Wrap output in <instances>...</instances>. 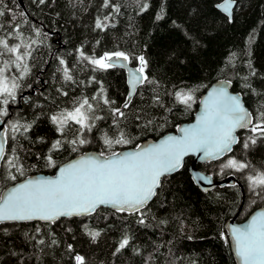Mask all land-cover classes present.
I'll use <instances>...</instances> for the list:
<instances>
[{
    "label": "trees",
    "instance_id": "trees-1",
    "mask_svg": "<svg viewBox=\"0 0 264 264\" xmlns=\"http://www.w3.org/2000/svg\"><path fill=\"white\" fill-rule=\"evenodd\" d=\"M221 1L110 0L104 7L105 0H22L23 5L0 0V39L10 46L20 44L21 52L23 45H30L19 70L14 56L0 48V68L7 62L4 75L17 84L14 98L0 105L7 108V115L0 116L6 121L0 195L33 174H54L86 151L111 155L175 132L193 119L202 95L220 80L241 93L254 117L230 155L197 164L215 180L234 175L244 193L237 183L203 193L191 177L193 159L188 158L177 173L162 179L152 202L136 213L101 207L90 216L54 223L0 224V264H76V255L85 264H236L226 222L235 216L242 222L264 206V195L248 181L249 175L264 173V135L251 131L264 124V0H234L231 19L217 9ZM98 18L105 29L95 27ZM114 52L127 54L132 65L139 64V56L147 61L148 80L125 108V72L99 70L81 56L98 59ZM65 68L71 80L65 79ZM178 92L193 96L191 107L179 102ZM21 93L25 96L17 102ZM84 99L92 105L89 116L99 117L90 120L91 131L71 121L63 133L58 131L51 117L72 111ZM116 109L124 115H116ZM120 132L127 143H104L106 135L116 139ZM80 138L86 143H69ZM57 140L59 150L50 152ZM49 154L55 168L47 165ZM229 159L247 167L224 168ZM90 232L99 236L93 240ZM125 238L128 245L118 251Z\"/></svg>",
    "mask_w": 264,
    "mask_h": 264
},
{
    "label": "snow or ice",
    "instance_id": "snow-or-ice-1",
    "mask_svg": "<svg viewBox=\"0 0 264 264\" xmlns=\"http://www.w3.org/2000/svg\"><path fill=\"white\" fill-rule=\"evenodd\" d=\"M40 2L43 3L44 0ZM109 4L110 0H105L104 7H108ZM114 8L115 11H119L118 6ZM146 8L147 5H144L145 10ZM223 10L229 17L231 16L229 7H224ZM162 13L163 9L157 16L158 20L163 18ZM3 15L4 12L0 11V16ZM95 27L103 30L107 25L98 18ZM17 38L20 37L17 36ZM23 47L25 51L21 52L20 44L10 46L7 40L0 39V48L14 56L13 63L18 70L25 57L30 55L28 51L30 45H23ZM3 55L4 52H0V56ZM81 56L99 70L115 67L116 65L112 62L113 58L122 61L129 60V56L124 52L105 53L98 59L86 57L83 53ZM136 59L140 67L131 74L130 84L133 88L148 80V77L143 75L147 61L144 56L136 57ZM60 62L64 63L63 60ZM7 68V62H4L3 67L0 68V97H2L0 105L3 106L8 104V97L14 98L17 87L14 79L9 81V78L4 75ZM26 71L25 66L24 72ZM64 75L66 80L72 79L67 68L64 70ZM176 98L187 107H191L194 101L190 93L178 92ZM104 103H109V101L105 100ZM204 109L197 124L180 130L182 132L180 137L170 136L159 144L148 145L128 154L114 152L106 160L84 156L61 167L58 176L54 179H30L19 184L6 195H0V224L34 219L54 222L60 216L91 214L101 205L111 206L119 211H140L153 196L157 195L156 189L160 187L161 177L178 170L185 155L189 152L202 151L206 156L216 159L229 152L232 144L237 142L234 135L236 129L248 128L252 123L251 113L243 106L240 99L229 95L223 88L213 91L209 99L204 101ZM91 110L92 105L84 99L72 111L53 115L51 119L61 133L69 121L79 125L80 129L91 131L93 124L90 120L99 119V117L89 116L88 113ZM115 113L118 116L124 115L119 109H116ZM5 115H7V108H0V116ZM15 128L14 125L13 131ZM257 130L264 135V124H256L251 128L253 132ZM127 142L123 132H120L116 139L107 137V135L104 139V143L109 147ZM252 142L255 143V140ZM69 143L83 145L86 140L73 139ZM60 145V140L55 141L50 152L59 150ZM245 147H247L246 144ZM3 153L4 144L0 143V157ZM46 159L48 166L56 167L51 154ZM9 165H12V161H9ZM223 167L242 171L247 165L235 159H229ZM20 171L22 173L23 170L20 169ZM11 179L15 180L16 177L11 176ZM248 181L253 191L259 189L257 194L264 195V173L249 175ZM139 222L144 221L141 219ZM231 232L234 250L241 264H264V212L253 216L250 223L243 227H233ZM89 234L93 240L99 236V232ZM225 240L227 242V238ZM128 243L127 238L123 239L117 250L125 248ZM75 261L76 264H85V258L81 255H76Z\"/></svg>",
    "mask_w": 264,
    "mask_h": 264
},
{
    "label": "water",
    "instance_id": "water-1",
    "mask_svg": "<svg viewBox=\"0 0 264 264\" xmlns=\"http://www.w3.org/2000/svg\"><path fill=\"white\" fill-rule=\"evenodd\" d=\"M18 1H19L20 5H23L22 0H18ZM235 6H236V2L234 0H231V4H229V0H223V1H221L220 3H218L216 5L217 9L220 12H222L223 14H225L227 17H229V15L223 9H224V7H229L230 8V12H231V16L229 17L230 19L233 16V12H234ZM112 62L116 65L114 68H118V69L124 70V72L126 74V82H127V87H128V93H127V99L124 102V104L122 105V107L125 108V104H127V106L129 105V103L132 101L133 97L135 96L138 88L142 84L141 83V84L136 85L135 88H133L132 85L130 84V80L132 79V75L131 74H132V72L136 68L140 67V64H138V65H132L129 60L128 61H122V60H116L115 58H113V61ZM121 65H123V66H121ZM143 75H144V73H143ZM220 88L225 89L228 92L229 95L236 96V97H238L240 99V102L243 104V106L248 110L249 113H251L252 123L248 126V128H237L236 129L234 135H235V137L237 139V142L234 143V144H232L231 150L229 152H226V153L222 154L220 157H218L216 159H212V158L206 156L204 154V152H202V151L189 152L187 155H185L183 157V161H182L181 167L178 170L173 171L172 173L167 174L165 176H170V175H173V174L177 173L182 168L185 160L188 159V158H192L193 161H192V163L190 165L189 171H190V174H191V177H192L194 183L196 184V186L203 193H207V192L213 190L217 186H224V185H227V184H235V183H237L239 185V187L241 188L242 192L244 193L243 185L238 181V179L234 175L227 176V177H225L223 179L215 180L214 177H213V175L208 174V173L200 170L199 168H197V164H199V163H208V162L219 161V160L225 158L226 156L230 155L232 153L234 147L237 145V143L239 141V134L242 133V132H244V131H247L253 125V122H254L253 114L249 110V108L246 106V104L244 102V99H243V96L241 95V93L234 92L231 89V83L228 82V81H225V80L217 81V82H215L214 84H212L207 89V91L201 97V100L199 102L197 111H196L193 119L190 120V121L184 122L181 125H179L178 129L175 132L166 133L165 135H163V136H161L159 138H156V139H148V140L142 142L137 147L123 149V150H121V151H119L117 153L128 154V153L136 152V151H139L140 148H142V147H147L148 145H153V144H159L162 141L166 140L170 136H173V137H180V136H182V132L180 130L181 129H184V128H189V127L197 124L198 120L203 115L204 110H205L204 109V101H206V100L209 99L210 95L213 93L214 90H217V89H220ZM5 130H6L5 122L0 118V143H3L4 144V153H3V156L0 157V174H1V165H2V162H3L4 156H5V150H6ZM84 156H93V157H97V158L102 159V160H106L109 157H111L112 154L111 155H103V154H101V153H99L97 151H91V150L90 151H86V152H84V153H82V154H80L78 156H75V157L71 158L70 160L64 162L63 164H61L56 169V171H55L54 174L37 173V174H33L31 176H28V177H26V178H24V179H22V180H20V181H18L16 183L10 185V186H8L2 192V195H6L14 187L18 186L19 184L25 183V182H27L30 179H32V180H36V179H54V178H56L58 176L59 169L61 167H64V166L68 165L69 163L75 162V161L79 160L80 158H82ZM165 176H162L161 177L160 186H161L162 179ZM159 188L156 189V193H157V191H158ZM155 196H153L148 201L147 205L145 207H143L142 209H140V211L143 210V209H145L152 202V200L155 198ZM101 207L108 208V209H111V210H114V211H119L116 208H113L111 206H103V205H101L98 208H101ZM96 210L94 212H92L91 214H81V215H75V214H73V215H70V216H60L54 222H56V221H58L60 219H63V218H73V217L90 216V215L94 214L96 212ZM240 210H241V208H240ZM126 212H128V213H136V212H129V211H126ZM261 212H264V206L255 209L242 222H238L236 220L237 219V216H235L234 218H232V219H230V220H228L226 222V229H227V232H228V237H229V241H230L231 251H232V255H233L234 259H235L236 264H241V261L237 257V255L235 253V250H234V244H233L231 229L233 227H243V226L247 225L248 223H250L251 218L253 216L258 215ZM11 222H14V223H24V222L54 223V222H51V221H43V220H38V219H34V220H30V221H8V222H5V223H11Z\"/></svg>",
    "mask_w": 264,
    "mask_h": 264
},
{
    "label": "flooded vegetation",
    "instance_id": "flooded-vegetation-1",
    "mask_svg": "<svg viewBox=\"0 0 264 264\" xmlns=\"http://www.w3.org/2000/svg\"><path fill=\"white\" fill-rule=\"evenodd\" d=\"M112 68H114V67H112ZM116 69H118V68H116ZM121 70V69H120ZM124 71V70H123ZM25 96V95H24ZM23 95H22V93L17 97L18 98V100H17V102H20V100L21 99H23V97H24ZM12 107V105H9V111H11V108ZM12 113V112H11ZM3 120V119H2ZM4 122H5V126H6V121L5 120H3ZM5 132H6V130H5ZM5 138H6V136H5ZM6 151V150H5Z\"/></svg>",
    "mask_w": 264,
    "mask_h": 264
},
{
    "label": "bare ground",
    "instance_id": "bare-ground-1",
    "mask_svg": "<svg viewBox=\"0 0 264 264\" xmlns=\"http://www.w3.org/2000/svg\"><path fill=\"white\" fill-rule=\"evenodd\" d=\"M212 175V174H211Z\"/></svg>",
    "mask_w": 264,
    "mask_h": 264
}]
</instances>
